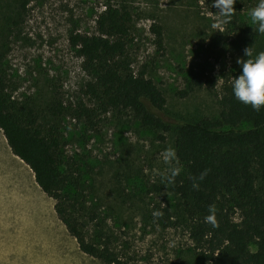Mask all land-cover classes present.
Listing matches in <instances>:
<instances>
[{
	"label": "rangeland",
	"instance_id": "rangeland-1",
	"mask_svg": "<svg viewBox=\"0 0 264 264\" xmlns=\"http://www.w3.org/2000/svg\"><path fill=\"white\" fill-rule=\"evenodd\" d=\"M22 1L0 0V24L3 16L18 22L2 37L10 98L32 106L43 126H57L66 169L78 179L84 206L97 214V221L111 235V247L121 262L199 264L183 226L166 227L161 212L176 201L170 184L162 179L170 167L162 153L173 148V131L144 128L128 112H94L89 120L70 115L80 100L89 106L92 102L82 94L89 76L68 36L94 31L102 0H26L21 9ZM114 3L130 11L126 58L134 72L144 70L163 93V118L173 124L182 118L215 117L223 78L239 75L237 59L248 58L208 50V38L226 25L219 23L212 0ZM255 6L240 15L241 29L256 31L248 16ZM153 22L162 28L160 49L149 32ZM261 51L262 36L253 56ZM194 61L207 62L211 74L218 77L216 83L179 97L182 70ZM54 99L67 111L51 117L46 108ZM172 166L178 167L177 162ZM54 203L39 189L30 169L10 152L0 131V264H104L79 250L57 218ZM91 227L86 223L85 230Z\"/></svg>",
	"mask_w": 264,
	"mask_h": 264
},
{
	"label": "trees",
	"instance_id": "trees-1",
	"mask_svg": "<svg viewBox=\"0 0 264 264\" xmlns=\"http://www.w3.org/2000/svg\"><path fill=\"white\" fill-rule=\"evenodd\" d=\"M25 3H20L21 9ZM257 3L235 0L230 22L208 38V50L244 56V48L249 47L254 52L264 33L243 30L238 23L243 11ZM101 5L92 33L71 32L68 36L81 59V69L89 76L82 94L92 102L89 106L80 100L70 115L89 120L94 112H128L144 128L173 131L180 172L169 186L176 201L161 210L164 225L183 226L199 264H264V106L254 110L234 98V73L223 78L215 117L182 118L173 124L165 120L163 93L144 70L134 72L126 58L130 11L114 0H102ZM17 24L5 16L0 24V131L6 145L30 169L39 189L55 201L56 216L79 250L104 264H124L97 214L84 206L78 179L66 169L57 126H43L32 106L13 101L7 93L2 37ZM149 32L156 48H162L161 26L153 22ZM182 71L183 88L176 92L179 97L212 88L218 78L207 62H191ZM46 111L55 117L67 108L54 99ZM158 137L163 139L161 134ZM210 207L215 209V228L205 222ZM86 223H92L88 232Z\"/></svg>",
	"mask_w": 264,
	"mask_h": 264
},
{
	"label": "clouds",
	"instance_id": "clouds-1",
	"mask_svg": "<svg viewBox=\"0 0 264 264\" xmlns=\"http://www.w3.org/2000/svg\"><path fill=\"white\" fill-rule=\"evenodd\" d=\"M235 0H212V6L218 12V21L227 24L233 15ZM250 23L257 25L256 31L264 33V0H258L255 7L248 12ZM244 57L248 59L238 58L236 63L240 65V72L231 84L232 94L236 100L244 105H250L254 110H259L264 106V51L258 52L253 56V52L249 47L243 50ZM162 159L165 164L170 165L166 175L162 179L167 183H172L173 179L180 172V168L174 165L177 160L176 152L169 147L162 153ZM207 170L201 173L200 179H203ZM193 187H196L194 184ZM154 215H159L154 212ZM205 222L213 228L218 226L215 219V209L209 208V214L205 217Z\"/></svg>",
	"mask_w": 264,
	"mask_h": 264
}]
</instances>
